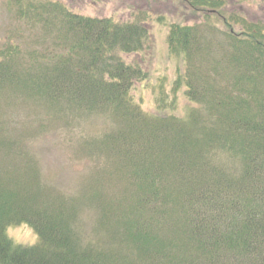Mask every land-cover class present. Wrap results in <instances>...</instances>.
Segmentation results:
<instances>
[{"label": "trees", "instance_id": "1", "mask_svg": "<svg viewBox=\"0 0 264 264\" xmlns=\"http://www.w3.org/2000/svg\"><path fill=\"white\" fill-rule=\"evenodd\" d=\"M7 7L26 20L31 37L64 52L49 48L44 61L33 54L38 62L19 66L5 59L12 54L5 45L0 89L8 85L60 111L121 117V129L102 143L130 167L136 198L122 236L97 231L95 238L91 225L86 232L77 199L54 194L55 187L43 180L29 144L0 139L5 162L15 167L9 179L7 167L0 168V264H264V99L244 97L264 77L261 29L223 34L233 52L230 65L244 69L236 83L240 90L222 92L204 77L193 83L188 70L180 75L175 86L186 83L190 99L198 98V108L181 121L150 117L131 96L133 83L146 75L122 54L145 49L146 24L71 13L53 0H12ZM198 29H170L169 45L186 60L199 48ZM16 143L20 148L12 155L9 146ZM102 204L105 231L106 218L118 216L110 203ZM20 224L35 229L37 243L20 245L8 235L10 226Z\"/></svg>", "mask_w": 264, "mask_h": 264}, {"label": "rangeland", "instance_id": "2", "mask_svg": "<svg viewBox=\"0 0 264 264\" xmlns=\"http://www.w3.org/2000/svg\"><path fill=\"white\" fill-rule=\"evenodd\" d=\"M10 1L0 0V48L9 46L12 54L5 58L8 62L25 66L31 61H44L46 58L42 55L48 52L46 49L64 52L53 46L52 41L31 37V29L29 32L24 27L26 20L18 18L16 13H9L7 6ZM53 1L66 5L71 13L147 25L150 40L145 49L136 54L123 53L122 56L127 62H136L145 71L146 76L133 83L131 96L150 117L172 116L182 121L188 118L192 108H198V98L190 99L186 83L175 86V81L183 78L180 75L184 76V72L190 71L193 83L204 77L206 82L218 85L222 92L231 94L240 90L236 83L244 69L240 70L236 63L230 65L233 52L228 48L229 40L224 35L229 29L236 33L259 32L261 29L260 33L264 35V0H190L189 6L182 0ZM173 25H197L199 28L196 35L200 45L189 60L168 43ZM20 27L23 28L21 35L17 32ZM260 37L264 39V36ZM230 43L233 46L232 41ZM33 54L43 58L35 60ZM256 88L244 97L249 96L253 102L264 99V77L257 80ZM41 100L24 96L8 85L0 89V139H23L29 144L36 153L43 180L55 187L54 194L77 199L76 203L83 210L81 215L87 233L91 225L90 235L94 232L95 238H98L97 231L122 236L136 193L130 184L132 178L128 164L114 158L102 143L106 134H115L121 129V117L100 110L96 113L70 110L66 106L60 111ZM16 144L9 146L12 155L20 148ZM3 147L0 145V168L2 165L7 167L6 178L9 179L15 167L5 162ZM104 202L110 203L108 206L118 216L105 217L109 221L105 231L101 228ZM7 232L20 245L35 244L39 240L31 225L10 226Z\"/></svg>", "mask_w": 264, "mask_h": 264}]
</instances>
